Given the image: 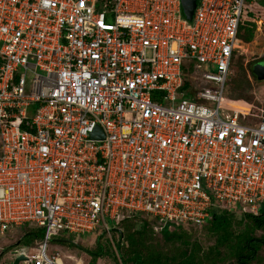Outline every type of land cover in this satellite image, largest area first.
Masks as SVG:
<instances>
[{
    "label": "built area",
    "instance_id": "1",
    "mask_svg": "<svg viewBox=\"0 0 264 264\" xmlns=\"http://www.w3.org/2000/svg\"><path fill=\"white\" fill-rule=\"evenodd\" d=\"M244 3L0 0V233L43 229L11 263L89 264L52 238L135 214H259L264 116L223 106Z\"/></svg>",
    "mask_w": 264,
    "mask_h": 264
},
{
    "label": "trees",
    "instance_id": "2",
    "mask_svg": "<svg viewBox=\"0 0 264 264\" xmlns=\"http://www.w3.org/2000/svg\"><path fill=\"white\" fill-rule=\"evenodd\" d=\"M259 21L264 27V0H245L240 20V39L251 42ZM241 46L240 42L238 48ZM188 85L189 82L185 78L182 89ZM240 111L242 122L247 123L241 115L242 113L245 115L246 111L241 109ZM142 215H132L118 223L120 228L114 229L115 231L122 229L123 232V239H121L123 241L118 246L120 263L116 264H264V203L258 215L242 213L241 218L236 221L240 228L237 231L234 230L235 212L231 209L214 208L211 218L202 225L217 236L216 243L211 247L210 252L203 251L199 242L191 243L190 238L197 231L196 226L191 224H181L178 228L182 231L179 233L170 231L168 227L161 229L166 241L184 245V248L178 245L183 249L182 251L174 249V251L165 252L150 240L153 228L148 219L153 218L146 215L148 217L146 221L143 222L141 219L144 223L142 229L133 228V223H136ZM124 223L127 226H122ZM202 226L198 227L201 229ZM258 230L262 231L261 235L257 234ZM35 236H38L37 233H34V238ZM112 241V245L115 246L113 239ZM109 242L102 243L98 240L96 246L90 248L79 242L65 241L69 248L79 249L82 252L80 258L89 264H99L101 257L109 254L111 247L106 245ZM223 249L226 250L223 251Z\"/></svg>",
    "mask_w": 264,
    "mask_h": 264
},
{
    "label": "rangeland",
    "instance_id": "3",
    "mask_svg": "<svg viewBox=\"0 0 264 264\" xmlns=\"http://www.w3.org/2000/svg\"><path fill=\"white\" fill-rule=\"evenodd\" d=\"M257 28L255 30L254 39L251 42L241 41V48H239L233 59V63L231 65V73L227 79V86L224 95V104L225 108L228 109H236L241 113L240 109L246 111L245 115L242 113L244 120L247 122H257L262 116H264V79L260 80L253 72V67L255 63L264 61V27L259 21L257 24ZM31 81L29 80L28 84ZM28 90V87H27ZM234 216V230H239V224L236 222L241 218L242 213H235ZM152 218V217H151ZM141 219L146 221L148 217L146 215H142L136 223H133L134 229H142L143 222ZM155 218L152 220L148 219L150 225L153 228L152 240L154 244L157 245L158 248H162L166 251H174V249H178L182 251L180 247L184 248V245L179 244V242H168L165 238H163L161 225L159 221H155ZM122 226H127L126 223L122 224ZM180 225L172 224L168 226L170 231L181 232L179 229ZM201 227V226H200ZM200 227L196 226L197 231L190 238L191 243L199 242L202 250L210 252L211 247H213L216 243V235L209 231L204 226L200 229ZM242 227V225H241ZM116 229L120 228L119 225H116ZM27 232H33V235L26 234ZM34 233H37V237L41 238L43 236V229L38 227L37 225H27L22 228H17L13 231H7L5 233H0V264H12L9 260V256L11 252L14 251L19 246L28 245L33 242ZM262 231L258 230L257 234L261 235ZM76 238V241L85 247L93 248L96 246L97 241L100 240L102 243H107V246L110 245L111 249L108 250L109 254L101 257L98 261L99 264H116L120 263V252L118 246H120L121 235H119V231L113 230L110 235L106 233L103 227L97 228L95 232L90 234H85L81 236L68 235L67 233L53 237L50 242V249L52 252H60L62 254L61 259H63L66 253H76L78 255L82 254L81 251L77 248L68 247V244L65 243V240H71L70 237ZM114 240L115 246L111 243V237ZM70 242V241H69ZM178 245L180 247H178ZM226 249H223L225 251ZM264 252V250H263ZM264 254V253H263ZM81 257V255H80Z\"/></svg>",
    "mask_w": 264,
    "mask_h": 264
},
{
    "label": "water",
    "instance_id": "4",
    "mask_svg": "<svg viewBox=\"0 0 264 264\" xmlns=\"http://www.w3.org/2000/svg\"><path fill=\"white\" fill-rule=\"evenodd\" d=\"M199 0H182V13L183 15L188 19L192 20L195 8L198 4ZM253 72L257 76L258 79L263 80L264 79V61L255 63L253 67ZM70 241L71 240H67ZM22 259L16 258L12 264H18V261Z\"/></svg>",
    "mask_w": 264,
    "mask_h": 264
},
{
    "label": "crops",
    "instance_id": "5",
    "mask_svg": "<svg viewBox=\"0 0 264 264\" xmlns=\"http://www.w3.org/2000/svg\"><path fill=\"white\" fill-rule=\"evenodd\" d=\"M31 233H32V232H27L26 234H30V235H31ZM33 241H34V239H33Z\"/></svg>",
    "mask_w": 264,
    "mask_h": 264
}]
</instances>
